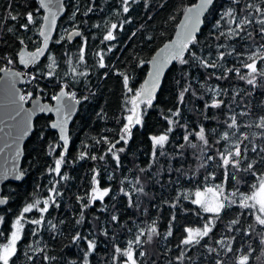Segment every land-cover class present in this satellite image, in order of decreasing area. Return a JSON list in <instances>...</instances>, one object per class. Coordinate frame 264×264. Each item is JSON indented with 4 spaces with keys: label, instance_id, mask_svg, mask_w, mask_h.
Returning a JSON list of instances; mask_svg holds the SVG:
<instances>
[{
    "label": "trees",
    "instance_id": "trees-1",
    "mask_svg": "<svg viewBox=\"0 0 264 264\" xmlns=\"http://www.w3.org/2000/svg\"><path fill=\"white\" fill-rule=\"evenodd\" d=\"M197 1L148 0L146 4L145 0H139L130 4V11L126 14L122 11L121 0H95L94 4L92 0L65 1V14L58 21L50 50L41 63L28 70L36 79L29 78L23 94H32L28 104L38 97H42L43 102L53 103L52 95L67 84L68 91L76 92L77 99L81 100L70 129L71 146L64 154L66 163L61 168L62 174L69 179L62 180L49 172L55 160L63 154V148L58 135L49 127L53 122L52 116L44 114L36 120L34 133L24 148L22 170L26 175L25 181L4 186V195L9 203L0 209V216L4 217L0 225V244L10 236L12 224L22 208L36 199L43 201L48 198L49 188L53 184L61 193L55 197L60 207L50 206L49 212L44 214L46 223L38 229L25 223L14 264H84L88 248L83 237L95 239L97 244L95 251L86 257L89 264H123L126 258L116 254L115 247L125 250L129 241H133L141 231L147 234L151 226L157 227L160 235L154 237L151 243L134 247L140 264H181L177 258L182 253L183 264H216L217 260L223 264H238L239 257L246 254L250 255L249 264H264V245L260 244L264 230L256 223L254 215L249 214L252 210L236 204L216 218L192 203L197 190L202 191L212 185H223L226 194L236 191L237 197L230 196V199H238L239 195L252 191L251 186L258 183V177L264 173V154L259 151L264 147V139L261 138L264 131L255 126L264 116V80L257 77V83L253 86L240 79L241 75L248 73L244 67L245 63L250 62L247 57L264 52V36L260 35L261 26L256 22L264 17L255 12L256 6L264 8L262 0H240L239 4H233L232 0H216L196 36L198 44L193 45L192 49L203 59L216 61L217 68H204L198 61L186 65L176 61L171 66L152 107L141 105L145 111L143 126L137 125L132 129V137L126 145L123 141L116 145L117 149L125 148L124 152L119 153V167L111 154H106L108 144L96 143L103 138L111 142L119 140L118 133L127 123L128 109L132 107L129 101L134 92L127 91L119 73L129 76L128 87L134 91L149 82L152 65L149 61L173 38L186 9ZM248 4L253 7L247 8ZM37 7V0H0V68L25 71L20 54L24 50L35 51L42 46L39 35L44 15L42 9L37 25H28V30L21 27L27 23L25 14L33 11L36 15ZM88 7L92 11L85 16ZM230 8L238 13V19L244 16L253 19L239 38L227 35L230 18L226 12ZM9 12L18 15V20L8 18ZM126 20H130V23H124ZM112 23L118 25L114 33L117 39L105 41L103 37ZM119 25H123L122 31ZM72 30H79L82 36L68 40ZM221 31L226 35H219ZM248 31L252 32V37H248ZM85 39L87 46L83 52L84 62L81 63L79 53ZM110 47L111 51L108 50ZM99 53L104 54L105 68L98 66ZM220 54H224L222 60H218ZM53 57L55 68L50 69ZM185 58H188L187 54ZM9 60L12 62L8 63ZM262 65L264 61H259L257 67ZM73 67L78 71H87L88 75L74 76ZM228 69L233 71L229 72ZM237 69L240 75H237ZM49 71L54 73L51 77L46 75ZM186 88L188 91L184 93L181 103L179 94ZM85 96L87 100L83 99ZM213 99L222 100V107H209ZM177 108L180 110L179 117L172 115ZM233 115L241 125L238 132L227 127L226 121L230 122L229 118ZM168 119L174 121L172 125H169ZM249 124L252 127H246ZM201 126L205 128L209 140L207 148L195 136ZM170 127L172 131L168 132ZM225 131L230 133L229 141L222 138ZM165 133L169 141L163 149L164 155L161 156L157 148V155L153 158L150 137ZM189 133H192L189 139L198 146L196 149H192L184 140ZM244 134L249 139L244 140L241 148L247 146L249 151L242 163L253 162L254 166L250 171H226L220 166L219 153L231 147L238 138L243 139ZM253 146L257 147L256 152L251 151ZM82 152L87 153L88 157L95 155L97 159L86 157L81 160L79 156ZM101 155L105 156L104 160L99 159ZM208 157L213 159L209 160ZM201 164L206 166L201 167ZM94 170L100 173L101 189L110 187L111 192L103 202L96 200L90 207L82 209V204L91 199ZM141 186L147 195L135 191ZM121 188L131 193L132 206L129 197L120 191ZM78 197H83V200ZM173 204L176 206L173 207ZM40 207H43L42 203ZM82 212L85 219L77 224ZM113 215L118 217V222L111 219ZM40 216L35 209L25 214L26 219H39ZM234 219L238 221L237 224L231 223ZM48 220L56 225L55 229L47 224ZM208 221H211L213 230L199 246L186 247L181 244L187 236L186 229L202 228ZM169 231L171 236L166 235ZM77 233L82 239L73 242ZM141 239L146 240V235ZM221 239L225 240V246L219 244ZM229 241L231 252L226 251ZM209 248L216 251L209 252ZM141 251L146 255L140 256ZM45 256L56 259L46 260ZM114 256L118 257L116 261L113 260Z\"/></svg>",
    "mask_w": 264,
    "mask_h": 264
},
{
    "label": "snow or ice",
    "instance_id": "snow-or-ice-1",
    "mask_svg": "<svg viewBox=\"0 0 264 264\" xmlns=\"http://www.w3.org/2000/svg\"><path fill=\"white\" fill-rule=\"evenodd\" d=\"M38 7L35 9L36 15H34L33 11H28L25 14V18L27 20L26 24L21 25L22 28L25 30H28V25H37V19L38 14L41 9L45 10L48 14L43 16V28L40 29L39 35L41 37H44L43 44L44 47L38 48L36 52L29 53L26 58L21 59V63H24L25 65L34 63L38 56H40L44 51L47 49L48 45V36L52 29V26L55 24L56 18L59 15L60 11L62 10V5L64 0H37ZM95 0H92V3L94 4ZM139 0H121L122 4V11L123 13H128L130 11V4L132 3H138ZM148 0H145V3L147 4ZM216 0H199V3L195 5V7H188L185 11L184 20L185 23L181 26V31L177 33L176 40L172 43L165 44L164 47L160 48L159 51L156 52L155 56L152 57L151 61L149 63L153 66V72L149 73L150 80L147 82L141 89L138 91H134L133 88L128 87L129 85V76L124 73H119L123 77V83L125 87L127 88V91L129 93H133L131 100L129 101L132 105L131 108L128 109L129 115L126 117L127 123H125L120 131L118 133L119 140H116L115 142L109 141L107 138H103V140H97L96 143L99 144L101 142L108 144V149L106 154H111L112 158L116 160L117 167H119L120 163V156L119 153H122L125 151L124 147H120L117 149L116 145L123 141V143L126 145L129 140L132 137V129L136 127L137 125L143 126V115L145 114L144 109L141 108V105H145L146 107H152L153 100L155 99V92L158 86L160 85L161 75L167 65H169L172 61H177L180 65H186L189 64L192 61H198L201 66L204 68H217L218 64L216 61L209 62L206 59H203L201 56L197 55V53L192 49L193 45L198 44V41L196 39V33L199 31L200 25L202 23V17L205 16V13L209 11V9L215 4ZM233 4H239L240 0H232ZM262 3H264V0H262ZM163 6V5H161ZM247 8L251 9L253 6L251 4L246 5ZM92 11L91 7H88L85 11L84 15L87 16L89 12ZM255 12L259 13L260 17H264V8H261L260 6L255 7ZM75 14L73 15L74 19ZM226 16L230 18V25L227 28V35L231 38H239L240 34L246 31V27L253 23V19L251 16H244L243 18L238 19V13H236L233 9H228L226 12ZM8 18H10L13 21L18 20V15H13L11 12H9ZM223 19V16L221 17ZM261 27L259 29V33L261 36H264V18L259 19L256 21ZM124 23H130V20H126ZM234 24L235 27H231V25ZM96 27H99V25H96ZM120 30H123V25H119ZM118 28V25L116 23H112L110 29L107 31V34L103 37L105 41H114L117 39L115 33V30ZM8 31H12L11 28L8 29ZM135 35V33H133ZM219 35L224 36L226 33L224 31H221ZM248 37H252V32H247ZM78 37L82 36V33L80 31H72L68 39L71 40L72 37ZM148 39H151V37H148ZM21 43L23 44V40H21ZM87 46V39L83 41V44L81 45L80 53H79V60L81 63L84 62V48ZM218 47H223V45H219ZM264 48V46H262ZM111 51V47L108 49ZM187 54L188 58H185V55ZM99 63L98 66L100 68H105L107 65L104 63V54L99 53ZM224 54H220L218 57V60L223 59ZM247 60L250 61L248 63L244 64V67L248 69L247 75H241L240 79L245 80L248 85L255 86L257 83V77L262 78L264 80V65H262L260 68L257 67V64L259 61H264V52H257L255 55H249L247 57ZM12 61L9 60L8 63H11ZM143 63V61H141ZM55 58L52 59V64L49 65L50 69L55 68ZM229 72L233 71V69H228ZM237 75H240L239 70H235ZM0 72H4L7 79L0 81V84H2L5 88L6 94H7V100L8 104L7 107L9 108V120L12 121L11 125V141L6 143V147L9 150L10 153H14L15 156L19 155L18 151V139L22 137L23 135H26L29 131V128L31 126V117L34 114V112H54L58 119L55 122L50 123L49 127L52 129H59L60 132V140L63 141V154L59 156L55 160V165L53 168L49 169L50 173H55L57 177H60L62 180H68L69 177L67 175H63L61 168L62 165L66 163L65 161V155L68 151V144H69V137L66 132L68 118L71 115V113L75 109V105L81 103L80 99H77V94L74 91H68V85L64 84L61 87V90L58 94L52 95L51 99L56 101L55 106L53 105H42L38 101L34 105V108L28 112L23 111V105L20 103L21 101H25L28 98H31V93L28 94L27 97L20 95L19 92L16 90L15 84L16 80L21 75L18 72H13L10 68H0ZM72 73L74 76H80L84 77L88 75L87 71H78L76 67L72 68ZM53 71H49L46 73L47 76L51 77L53 75ZM218 79L222 77H217ZM226 78V77H223ZM32 79L35 80L36 77L32 76ZM39 91H43V89H38ZM188 91V89H184L179 94V100L181 103H183L184 100V93ZM209 91H213L212 89H209ZM84 100H87L88 97H83ZM223 105L222 100L213 99L212 103L208 105L212 108H220ZM247 113H240V115H246ZM173 116L179 117L180 116V110L177 108L176 111L172 113ZM230 122H227V127L229 129H235L236 132L239 131V128L241 125L237 121V117L235 115L230 116ZM172 119H168L169 125L173 124ZM176 123H179V121H175ZM256 127L264 131V116L259 118L258 123L255 124ZM246 127H252L251 124L246 125ZM0 131H3V129H0ZM171 127L168 129V132H171ZM235 132L232 133L233 136H235ZM192 135V133H189V135H185L184 140L185 142L192 148L196 149L198 146L196 143L192 142L189 139V136ZM196 139H198L204 148H207L209 146V140L207 138L206 130L204 127H200L199 131L195 133ZM42 138V137H41ZM222 138L225 141H229L231 139L230 133L228 131H225L222 135ZM264 139V136L261 137ZM152 143H153V158L157 155L156 149H160L159 154L161 156L164 155L163 149L165 148L166 144L169 141V136L167 133L161 134V135H153L150 137ZM249 139V137L244 134L243 139H237L236 142L231 144V147L226 148L224 151L219 153V159L221 161V167L225 168L226 171L230 169H235L237 171H250L254 164L253 162H249L247 164H243L242 161L246 158V153L249 151L248 147L245 146L243 149L241 148V144H243L244 140ZM183 147V146H181ZM203 151V149H202ZM252 152L257 151V147L253 146L251 148ZM260 153L264 154V147H261L259 149ZM0 154H2V151H0ZM51 154V152L49 153ZM90 158L92 160H96L97 157L95 155H91L88 157L87 153L82 152L79 156V159L83 160L85 158ZM105 156L101 155L99 157L100 160H104ZM209 160H212L213 157H208ZM262 161H264V156H262ZM206 165L201 164V167H205ZM143 171V169H141ZM100 173L98 171L94 170V175L92 177V184L94 187L91 190V199L87 202L82 204V209L90 207L92 203L96 200H99L103 202L105 197H108L111 188L105 187L101 189L100 187V181L98 179ZM14 177L17 180H21L25 176V172L23 170H17L15 161L13 159V162L10 165H4L3 167H0V181H5L9 177ZM214 178V177H213ZM233 178H235L233 176ZM111 179V176L109 177ZM205 179H208V177H205ZM137 184H139V180L136 181ZM252 191H250L248 194H242L239 195L238 199H230L231 197H237V192L233 191L230 194H226V189L223 185H212L205 187L203 191L197 190L194 193L195 199L192 200V203L198 205L204 212L212 214L214 217L218 218L223 211H225L227 208L231 207L232 205L238 204L240 208L249 209L252 210L249 212L250 215H254L256 223L260 226L262 230H264V173H261L258 177V183L253 184L251 186ZM120 191L123 193V195L129 197L130 206L131 205V193L129 191H126L124 188H121ZM135 191L138 193H143L147 195V193H144L143 187L135 188ZM50 195L48 198L44 199L43 201L36 199L33 203H27L21 210V212L18 214L17 218L14 220V223L12 224V228L14 229L11 232V238L9 242L0 244V264H14V258L17 257L18 253V242L23 238V230L25 223L32 224L37 226V229L44 225L45 218L44 214L49 212V207L54 206L55 208H59L60 204L57 202L55 197L60 196L61 193L57 191L55 184L51 188H49ZM79 200H83V197H78ZM177 200H179V197H177ZM8 198H0V205H6L8 203ZM41 203L43 204V207H40ZM173 207L176 205L173 204ZM38 211L41 216L39 219H26L25 214L32 212L33 210ZM85 219L83 212L81 213L80 219L76 221L77 224L82 223V221ZM113 221L118 222V217L116 215H113L111 217ZM4 222V217L0 216V225H2ZM232 224H237V220H232ZM47 224L50 225L53 229L56 228V225L52 224L50 220L47 221ZM213 230V225L211 221L206 222L202 228H188L187 236L182 239L181 244L188 247V246H199L201 244V241L203 238L208 237L209 234ZM36 229L33 230V234H35ZM107 235V232L104 233ZM252 233H249L251 235ZM146 235V240H142L141 237ZM160 233L158 232L157 227L151 226L147 234L144 231H141L139 234H137L133 241L128 242V246L125 250H122L119 246L115 247V253L119 254V256H122L126 259H124L123 264H140L138 261V258L136 256V253L134 251L135 246H143L145 243H151L153 241L154 237H158ZM167 236H171L172 233L169 231ZM82 237L77 233L73 237V242L81 240ZM83 239L87 242V248L88 252L85 254L84 264H89V261L87 260V256L90 255L92 252L95 251L97 244L95 239H88L87 237H83ZM114 239V237H113ZM219 244L221 246H225V240L221 239L219 241ZM260 244L264 245V232L261 233V240ZM209 252H215V249L209 248ZM226 251L231 252V241L228 242L226 246ZM146 253L141 251L140 256H145ZM183 253L180 257L177 259L181 260V264H183ZM46 260L51 259L55 260L56 257H44ZM31 259V257H29ZM118 259L117 256L113 257V260L116 261ZM250 255H242L239 257L238 264H249ZM216 264H223L222 261L217 260Z\"/></svg>",
    "mask_w": 264,
    "mask_h": 264
},
{
    "label": "water",
    "instance_id": "water-1",
    "mask_svg": "<svg viewBox=\"0 0 264 264\" xmlns=\"http://www.w3.org/2000/svg\"><path fill=\"white\" fill-rule=\"evenodd\" d=\"M65 1L66 0H64L63 5H62V10L60 11L59 15L57 16L55 24L52 26V29H51V31L49 33L48 45H47V49L44 51V53H42L40 56H38L34 63H30V64H27V65L22 63V66L25 69V71H23V72L22 71H18L16 69H11L13 72H18V73L21 74L19 76V78L16 80V84H15L16 90L19 92L20 95H23V88L26 86V84L28 82L27 71L31 70L35 65L41 63L43 61V59L45 58V56L48 54L49 50H50V46H51L52 41H53V39H54V37L56 35L58 21L65 14ZM198 3H199V0L197 1L196 4H198ZM196 4H194L192 6H189V7H195ZM211 8L209 9V11L211 10ZM43 12H44L43 16L48 14L45 10H43ZM208 12L205 13V16L201 18L202 19V23L200 25L199 31L196 33V36L201 31V29H202V27L204 25V19H205L206 15L208 14ZM184 16H185V13L182 16L178 27L176 28V31H175V33L173 35V38L170 41L166 42L165 44L172 43L173 41L176 40L177 33L181 31V26L185 23ZM43 23L44 22L42 21L41 28H43ZM72 31H74V30H72ZM72 31H70L69 34ZM76 31H79V30H76ZM69 34H68V36H69ZM79 37L80 36H78V37L74 36V37H72V39L70 41H72L74 39H78ZM40 38L42 40V46L41 47H44V44H43L44 37L40 36ZM164 45L162 47H164ZM37 50H35V51L24 50L20 54V61H21L22 58H26L29 53L36 52ZM175 62L176 61H172L169 65H167L165 67V69H164V71H163V73L161 75L160 85L156 89L155 96L159 92L160 88L162 87V82H163V79H164V76H165L166 72L171 68V66H173L175 64ZM151 72H153V66L152 65L150 67L149 73H151ZM7 78L8 77L6 76V74L4 72H1L0 81H3L5 79H7ZM148 78L150 79L149 75H148ZM66 90H68V89H66ZM37 101L40 104H42V105H53V106H55V104H56V101H54V100H53V103L43 102L42 101V97H38V98L33 99L29 104H28L27 100L21 101L20 103L23 105V111L24 112H28V111L32 110L34 108V105L36 104ZM7 104H8V100H7V94H6L5 88H4V86L2 84H0V129H3V131H0V151H2V154H0V167H3L4 165H10L13 162V159H14L17 170H22V164H23V160H24V148H25L26 143L30 140V138L32 137V135L34 133L36 120L40 116H42L44 114L45 115H51L52 118H53V122H55L58 119V117L56 116V114L54 112H34V114L31 117V126L29 128L28 133L26 135H23L22 137H20L18 139L19 155L15 156L14 153H10L9 150L7 149V147H6V143L11 141L10 132H11V125L13 123L12 121L9 120V116H8L9 108L7 107ZM80 105H81V103L75 105L74 111L71 113V115L68 118V123H67V128H66V132H67V135L69 137L68 150L70 149V146H71L70 129H71L72 123H73V121H74V119H75V117L77 115V112H78V110L80 108ZM52 130L58 135L59 142H60L61 145H63V141L60 140L59 129H52ZM25 179H26V175L21 180H17L14 177L10 176L7 180L0 181V198H4L5 197V195H4V186L6 184H8V183L21 184V183H23L25 181ZM8 201H9V199H8ZM8 203L6 205H0V209L5 208L8 205Z\"/></svg>",
    "mask_w": 264,
    "mask_h": 264
},
{
    "label": "rangeland",
    "instance_id": "rangeland-1",
    "mask_svg": "<svg viewBox=\"0 0 264 264\" xmlns=\"http://www.w3.org/2000/svg\"><path fill=\"white\" fill-rule=\"evenodd\" d=\"M21 71H24V70H21ZM27 78H28V82H29V78H32V74L30 73V71H28L27 72ZM27 82V83H28ZM28 94L29 93H26V94H23L25 97H27L28 96ZM30 98H28V99H26V100H29ZM30 101V100H29ZM203 191V190H202ZM14 230V229H13ZM10 238H11V234H10V236L6 239V242H4V243H7V242H9V240H10ZM3 244V243H2Z\"/></svg>",
    "mask_w": 264,
    "mask_h": 264
},
{
    "label": "flooded vegetation",
    "instance_id": "flooded-vegetation-1",
    "mask_svg": "<svg viewBox=\"0 0 264 264\" xmlns=\"http://www.w3.org/2000/svg\"><path fill=\"white\" fill-rule=\"evenodd\" d=\"M28 101V100H27Z\"/></svg>",
    "mask_w": 264,
    "mask_h": 264
}]
</instances>
